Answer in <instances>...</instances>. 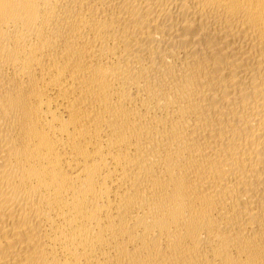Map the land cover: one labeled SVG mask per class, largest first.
Here are the masks:
<instances>
[{"label": "bare ground", "instance_id": "6f19581e", "mask_svg": "<svg viewBox=\"0 0 264 264\" xmlns=\"http://www.w3.org/2000/svg\"><path fill=\"white\" fill-rule=\"evenodd\" d=\"M0 264H264V0H0Z\"/></svg>", "mask_w": 264, "mask_h": 264}]
</instances>
